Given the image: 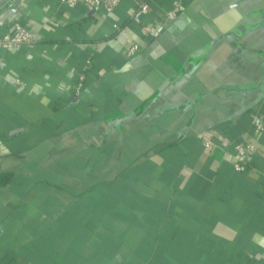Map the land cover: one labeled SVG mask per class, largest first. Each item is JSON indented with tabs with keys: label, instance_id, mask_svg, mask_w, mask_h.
I'll return each instance as SVG.
<instances>
[{
	"label": "crops",
	"instance_id": "crops-1",
	"mask_svg": "<svg viewBox=\"0 0 264 264\" xmlns=\"http://www.w3.org/2000/svg\"><path fill=\"white\" fill-rule=\"evenodd\" d=\"M14 19L35 40L0 50V264H264V0Z\"/></svg>",
	"mask_w": 264,
	"mask_h": 264
},
{
	"label": "built area",
	"instance_id": "built-area-1",
	"mask_svg": "<svg viewBox=\"0 0 264 264\" xmlns=\"http://www.w3.org/2000/svg\"><path fill=\"white\" fill-rule=\"evenodd\" d=\"M122 0H60V3L68 8H73L78 4L83 5L87 10H92L97 6H101L105 11L111 12ZM148 5L144 2L137 3V9L132 15V19L139 23L140 18L143 14L147 13ZM183 10L181 5L175 4V9L171 10L166 13L164 18V22H169L173 20L178 11ZM9 12L16 16L18 14L17 8L12 6L9 8ZM158 24L154 25H141V34L143 36H148L151 38H157L160 32L157 30ZM11 30L3 33L0 35V50L11 49L15 47H19L22 45L31 44L35 40V33L28 30L26 27L22 26L16 19L11 23ZM138 45L133 44L127 50V55L131 56L138 51ZM254 127L258 130L263 132L264 131V122L260 119H255L253 121ZM233 154L235 157L241 161V159L248 153L254 151V146L242 145L241 143H235L232 146ZM234 169L236 171H244L245 167L240 163H236L234 165Z\"/></svg>",
	"mask_w": 264,
	"mask_h": 264
},
{
	"label": "trees",
	"instance_id": "trees-1",
	"mask_svg": "<svg viewBox=\"0 0 264 264\" xmlns=\"http://www.w3.org/2000/svg\"><path fill=\"white\" fill-rule=\"evenodd\" d=\"M7 176H4V175H2V176H0V183L1 184H3V183H5V181L7 180Z\"/></svg>",
	"mask_w": 264,
	"mask_h": 264
},
{
	"label": "water",
	"instance_id": "water-1",
	"mask_svg": "<svg viewBox=\"0 0 264 264\" xmlns=\"http://www.w3.org/2000/svg\"><path fill=\"white\" fill-rule=\"evenodd\" d=\"M8 0H0V6H2L3 4H5Z\"/></svg>",
	"mask_w": 264,
	"mask_h": 264
}]
</instances>
